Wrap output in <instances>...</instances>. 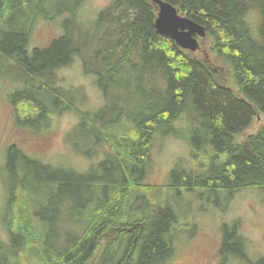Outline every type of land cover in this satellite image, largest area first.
I'll return each instance as SVG.
<instances>
[{"label": "trees", "instance_id": "obj_1", "mask_svg": "<svg viewBox=\"0 0 264 264\" xmlns=\"http://www.w3.org/2000/svg\"><path fill=\"white\" fill-rule=\"evenodd\" d=\"M165 1L204 27L209 50L226 60V71L157 32L151 0H111L91 29L82 30L85 36L77 22L83 0L58 10L56 0L46 6V0H0V60L20 77L6 93L17 125L39 133L55 114L72 110L81 119L77 129L106 146L104 157L79 173L52 171L16 143L9 145L8 241L0 243L7 264H166L171 233L190 223L180 220L169 190H206L220 195L223 204L216 206L242 189L264 192V0ZM252 8L260 12L257 34L246 20ZM63 11L69 17L62 35L29 52L33 17ZM74 56L85 73L96 75L105 96L95 112L75 105L80 88L55 85V70ZM37 77L43 79L39 85ZM187 112L190 130L176 132ZM158 133L184 136L195 168H181L179 160L163 185L146 181ZM48 223L56 229L53 241ZM221 232L218 253L226 260L264 264V257L249 261L237 222L223 224Z\"/></svg>", "mask_w": 264, "mask_h": 264}, {"label": "rangeland", "instance_id": "obj_2", "mask_svg": "<svg viewBox=\"0 0 264 264\" xmlns=\"http://www.w3.org/2000/svg\"><path fill=\"white\" fill-rule=\"evenodd\" d=\"M75 1L56 0L52 5L55 10H58L75 5ZM110 2L111 0H83L78 5V18H76L80 23L81 32L91 29L100 10ZM50 3L46 0L45 6ZM30 7L32 14L29 18L33 16V10H35L34 5ZM23 8H28V6ZM28 9L30 12V8ZM52 15L53 17L50 18L36 15L29 23V52L33 47L38 49L47 47L54 39L62 35L67 26L66 18L69 16L65 11ZM246 20L253 34H257L260 23L259 10L252 8ZM82 34L85 36L84 32ZM78 36L77 31V39ZM200 39L201 46H203L199 51L201 58H207L213 66L226 71L228 69L226 60L210 52L207 37ZM4 60H0V243L8 241L3 221L6 203L9 199L8 183L5 181V160L10 144L16 143L28 156L38 159L41 163L49 164L52 171L68 167L82 173L97 164L106 152L105 145L93 143L81 128L77 129L81 119L77 112L72 110L64 109L55 114L50 126L48 125L39 133L21 129L15 122L6 99V93L19 86L20 77L19 73H16V70H13L11 65ZM1 61L4 64H1ZM54 78L56 86L68 90L80 88L82 97L75 104L79 109L95 112L105 105L106 99L96 83V75L85 73L79 56H74L67 66L56 69ZM41 80L43 79L37 77L36 85H39ZM41 95L47 97L45 92ZM183 119L184 121L175 124V130L186 134L192 125L191 112H187ZM88 149L93 151L85 152ZM190 156L188 140L184 136L158 133L153 142L146 181L159 185L168 183L169 171L179 160L183 161L182 164L178 163L181 168L185 166L193 169L194 162ZM166 195L182 223L190 221L187 226L175 229L171 233L170 243L173 252L167 263L249 264L233 258L226 260L218 253L222 239V225H232L234 222H237L239 233L245 239V251L249 261L254 262L264 257V192L256 189H242L234 193L225 206H216V204H223L220 195L216 197L208 195L203 189L181 192L173 189L169 190ZM214 200L218 203L212 202ZM45 214L48 215L49 210H46ZM46 229L51 235L49 239L53 241L56 229L49 223ZM0 264H7L2 256H0Z\"/></svg>", "mask_w": 264, "mask_h": 264}, {"label": "water", "instance_id": "obj_3", "mask_svg": "<svg viewBox=\"0 0 264 264\" xmlns=\"http://www.w3.org/2000/svg\"><path fill=\"white\" fill-rule=\"evenodd\" d=\"M157 6L154 26L157 32L171 37L184 50H201L197 37H206L204 27L178 12L175 6L165 0H151Z\"/></svg>", "mask_w": 264, "mask_h": 264}, {"label": "flooded vegetation", "instance_id": "obj_4", "mask_svg": "<svg viewBox=\"0 0 264 264\" xmlns=\"http://www.w3.org/2000/svg\"><path fill=\"white\" fill-rule=\"evenodd\" d=\"M198 38V40L200 41V37H197ZM198 51H200V50H198Z\"/></svg>", "mask_w": 264, "mask_h": 264}, {"label": "bare ground", "instance_id": "obj_5", "mask_svg": "<svg viewBox=\"0 0 264 264\" xmlns=\"http://www.w3.org/2000/svg\"><path fill=\"white\" fill-rule=\"evenodd\" d=\"M192 52V51H191ZM196 52V51H195Z\"/></svg>", "mask_w": 264, "mask_h": 264}]
</instances>
